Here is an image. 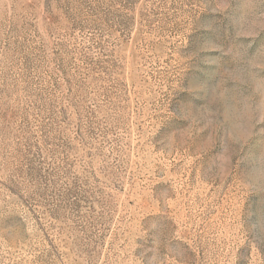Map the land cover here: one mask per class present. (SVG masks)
<instances>
[{
  "label": "rangeland",
  "instance_id": "1",
  "mask_svg": "<svg viewBox=\"0 0 264 264\" xmlns=\"http://www.w3.org/2000/svg\"><path fill=\"white\" fill-rule=\"evenodd\" d=\"M0 264H264V0H0Z\"/></svg>",
  "mask_w": 264,
  "mask_h": 264
}]
</instances>
